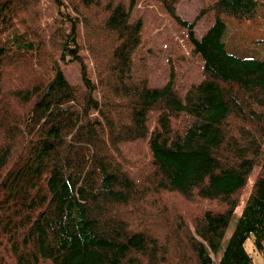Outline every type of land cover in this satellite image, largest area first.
Listing matches in <instances>:
<instances>
[{"label": "trees", "instance_id": "trees-1", "mask_svg": "<svg viewBox=\"0 0 264 264\" xmlns=\"http://www.w3.org/2000/svg\"><path fill=\"white\" fill-rule=\"evenodd\" d=\"M54 1L46 36L39 0H0V264H211L260 160L220 264H254L249 237L264 258V59L230 53L222 20L257 2L214 0L196 38L182 0H156L201 60L186 87L172 70L150 85L136 0ZM136 141L149 160L131 173Z\"/></svg>", "mask_w": 264, "mask_h": 264}, {"label": "rangeland", "instance_id": "rangeland-1", "mask_svg": "<svg viewBox=\"0 0 264 264\" xmlns=\"http://www.w3.org/2000/svg\"><path fill=\"white\" fill-rule=\"evenodd\" d=\"M214 0H182L175 8V14L180 20L193 25V34L200 38L207 30L210 22L205 17H196L200 10L211 4ZM257 2L254 18L236 21L232 17L223 16L226 29L223 42L226 49L233 54L253 59H264V0ZM38 9L40 22L47 36L55 25H59L60 15L58 4L54 0H39ZM132 15L142 19V37L144 39V53L148 58L147 77L150 85H162L169 79L171 70L174 72L177 81L187 84L196 83L201 78V60L192 53L191 45L188 42V27L181 25L169 14L156 0H136ZM65 78L71 84L82 85L79 74V65L75 61L61 64ZM92 79V76L90 75ZM122 151L131 163L128 170L135 172L138 165L149 160L147 145L144 141H136L122 145ZM264 157V146L260 158ZM261 160L254 166L248 182L239 199L237 208L232 216L228 230L226 231L221 245L215 254H211L212 263L220 264L227 242L231 236L236 220L247 200L253 182L258 173ZM91 212L97 220L99 227L109 230L103 217L94 210L92 206L86 207V212ZM246 253L252 258L254 264H263V257L254 249L252 237L244 243Z\"/></svg>", "mask_w": 264, "mask_h": 264}]
</instances>
